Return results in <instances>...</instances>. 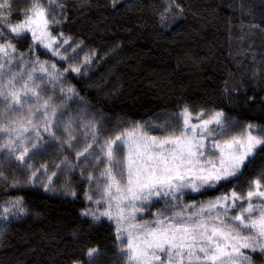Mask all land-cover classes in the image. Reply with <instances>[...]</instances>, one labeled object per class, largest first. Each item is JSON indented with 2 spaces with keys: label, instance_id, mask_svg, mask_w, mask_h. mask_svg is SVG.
I'll list each match as a JSON object with an SVG mask.
<instances>
[{
  "label": "trees",
  "instance_id": "16d2710c",
  "mask_svg": "<svg viewBox=\"0 0 264 264\" xmlns=\"http://www.w3.org/2000/svg\"><path fill=\"white\" fill-rule=\"evenodd\" d=\"M8 3L14 22L30 7L28 0ZM43 6L59 22L49 25L52 34L90 55L79 72L68 69L76 61L34 50L29 34L4 31L0 43H12L26 59L68 69L48 92L64 99L62 90L73 89L102 139L134 124L163 123L185 107L193 114L222 112L226 121L264 134V0H55ZM4 103L0 99V125L7 118ZM41 137L24 161L6 158V139L0 141V264H127L115 225L83 216L89 178L66 167L77 159L73 148L59 143V149L47 133ZM48 166L55 173L51 186L66 192L26 182ZM257 178L264 186V145L236 177L204 186L186 201L245 194ZM18 200L23 211L5 216L3 209ZM160 207L159 201L150 210ZM91 248L98 249L93 257ZM253 258L262 260L258 252Z\"/></svg>",
  "mask_w": 264,
  "mask_h": 264
},
{
  "label": "snow or ice",
  "instance_id": "6c2138e0",
  "mask_svg": "<svg viewBox=\"0 0 264 264\" xmlns=\"http://www.w3.org/2000/svg\"><path fill=\"white\" fill-rule=\"evenodd\" d=\"M53 2L55 0H28L30 7L22 12L20 21L14 22L9 18L8 0H0V10H7V15L0 11V38L4 31L15 37L30 34L34 43L53 50L57 38L52 35L49 25L59 22L54 17L50 20L48 9L43 6ZM53 54L59 55V52L54 50ZM21 55L12 43H0V59L4 60L0 63V77H8L7 87H0L8 119L7 124L0 125V133L8 134L3 147L9 149L15 159L24 161L30 148L39 146L35 141L42 138L41 130L52 137L57 133L52 127L56 121V108L41 95L44 90L34 82L33 76L27 75V81H33L31 87L20 81L17 88L15 74L4 72L12 58ZM35 63L41 73H48L45 64L38 60ZM51 67L55 70V65ZM70 70L79 72L80 67ZM59 75L57 72L53 79H58ZM32 97L40 108L29 107L24 120L18 119L14 113L24 109ZM38 111L43 124L33 121L32 117ZM202 115L198 113L196 119ZM223 116L222 112H215L199 123H192V113L185 107L175 121L167 122L163 136L149 135L143 125L134 124L105 139L99 151L89 152L92 145L86 144L78 153L86 161L91 157V162L103 157L108 164L101 173L100 199L95 201L96 204L103 203L106 210L89 211L84 215L97 221L106 217L115 222L117 238L122 241L120 250L126 256L127 264H239L240 259L251 264L242 249L264 253V206L251 203L253 197L264 201L260 178L252 181V187L244 197L234 191L230 196H222L198 208L176 203L182 189L198 192L204 186L215 187L221 180L236 177L255 149L264 145V137L254 135L251 124L247 125L243 137L224 138L227 130L222 123ZM61 123L56 121V127L59 128ZM211 124L220 127L221 138L206 145L207 137L212 134L208 128ZM29 132L33 133L34 139L26 135ZM96 135L93 124L89 138L95 139ZM30 139L33 142L29 145ZM69 147L74 145L69 142ZM32 175L35 177V172ZM89 179L94 178L90 175ZM86 198L91 200L92 196L86 195ZM164 198H168L165 207L155 213L152 220H144L142 216L138 219L145 210L152 216L150 208ZM244 199L248 201L247 206L241 204L229 215L236 202ZM21 204L18 200L13 207L23 211ZM189 208L195 211L188 212ZM3 211L7 213L11 209L4 208ZM97 252L98 249L91 248L87 255L93 257Z\"/></svg>",
  "mask_w": 264,
  "mask_h": 264
},
{
  "label": "rangeland",
  "instance_id": "374dc122",
  "mask_svg": "<svg viewBox=\"0 0 264 264\" xmlns=\"http://www.w3.org/2000/svg\"><path fill=\"white\" fill-rule=\"evenodd\" d=\"M54 37H56L57 39H56V43L53 45V50H49L47 48H44L42 45L34 43V41H33V49L36 50L37 48H41L42 50L49 52L52 55H54L53 51L55 50V51L59 52V55H54L55 57L57 56L59 59H66V60H69L71 62L76 61V63H73V64L69 62V68L68 69H71L74 67H82L81 66L82 64H85V63L87 64L89 62V60H90L89 54L81 56V53H80L78 47L72 48L69 41H67V43H64L63 37H59V38L57 36H54ZM72 55H73V57H76L77 59L76 60L75 59H69V58H72ZM61 57H64V58H61ZM37 60L40 63L45 64L46 67H48V73H41L39 71V66H38V64L35 63ZM86 60H87V62H86ZM2 62H4V60L0 59V63H2ZM51 65H55V70L52 69ZM34 67L36 68L35 71H33ZM64 71H66V70L58 68V66L54 63L46 62V61L39 60V59H35V60L26 59V58L22 57V55L21 56H14L12 58L11 62L9 63V65L4 69L5 73L11 72V73L15 74L16 79L18 81V83L16 84L17 88H19V86H20L19 85L20 81L27 82L29 84V86L31 87L33 81H27V75L31 74L34 78V82L39 85L40 89L44 90V91H42L41 95L44 98H48L50 100V104L55 106V108H56V121H62L59 128L56 127V121H54L53 125H52L53 130L56 131V133H57L56 137L54 138L55 140L53 139L55 141V143H57L55 146L60 149L59 146H63V145L59 144V143H66L69 146V142H70L72 145H74V147H72V148L74 150V153H76V155H77V159L75 160L74 164L69 163L68 164L69 167L68 166H66V167L69 169L71 168V170H73V169H75V167L80 166V164L84 162V169L87 173L86 174L87 177L89 178V176L91 175L94 178L92 180L89 179V183L87 186L86 195H91L92 199L89 200L86 198L88 206H87V209L85 210V212H89V211L102 212V211L106 210L103 203L96 204L95 201L97 199H100L99 193L102 191L101 183L103 180L101 173H103L104 169L106 167H108V164L104 162L103 157H100L96 161L91 162V157H89V160L86 161L85 157L84 156H78V153L80 151L84 150L86 144L92 145V147L88 149L89 152L99 151V146L103 143V141L105 139H102L100 137V133L98 132L99 128L96 125H95V128L97 130V135H96L95 139L89 138L90 132H91V125L94 124V122H93L94 120L90 115H88L89 112L86 110V108H84V105H82V104L77 105L76 104L78 99L74 98L77 96H74L72 91L69 92L68 89L62 90L63 92H61V95H63L62 97L64 99H62L61 97L56 98L55 95L49 94L48 90L51 87L55 86L54 83L57 85L60 82L59 79L62 80V78L64 76V74H63ZM57 72L60 73L58 80L53 79V77H55ZM7 79H8L7 76L0 77V87H5V88L7 87V85H6ZM0 99L3 100L2 97H0ZM29 107L33 108V110H35L36 108H40V105L35 103V97L28 99V104L26 105V107L24 109H21L20 112L14 113V115L18 119L24 120L25 116L28 115L27 109ZM40 111H43V109L41 108ZM200 113H203V115L199 117V120L196 119L197 114L192 113V117H193L192 121H191L192 123H199L200 120L209 118L210 115L215 113V112H213V111H211V112L202 111ZM176 116L171 118V119L166 120L162 124H160V123L153 124V125L144 124L143 126L148 131L149 135L163 136L165 134V132L167 131V122L175 121ZM32 118H33L34 123L43 124V118L40 116L39 111L36 112V115ZM5 121L6 122H1V123L7 124L8 119L6 118ZM222 123L227 130V134H226V136H224V138H231L233 136L243 137L245 135L246 131L248 130L247 125L235 123V122L233 124L232 121H226L224 119V116L222 118ZM208 128L212 134L207 137L206 145L209 144L212 140H216V139L221 138L220 127L218 125L211 124L208 126ZM251 131L253 132L254 135H260L262 137L264 135L256 126H254L253 129H251ZM44 134H46V133H44L41 130V136H43ZM7 135L8 134H6V133H0V141H2L3 139H6ZM12 135L14 136L15 133H13ZM26 135L29 137H33V139H34L33 133L29 132ZM61 136H63V138L60 140ZM73 136L75 137L74 139L72 138ZM33 139H30L28 141L29 145L33 142ZM77 139H79V141H77ZM35 142L39 143L38 140H36ZM46 144H48V142H42L41 147L47 148ZM58 144H59V146H57ZM41 147L39 148L40 150H41ZM259 147H257L255 149V152ZM1 148H3V145H1ZM37 148H35V149L30 148L29 154L33 150H37ZM4 151H5V157L10 158L12 155V154H10V150L4 148ZM255 152L253 153V155L255 154ZM62 153H64V150H62ZM29 154H28V156L25 157L27 160L29 159V156H30ZM252 156H250L248 159H250ZM246 161H248V160H246ZM246 161H245V163H246ZM60 165L65 166L63 162H61ZM25 167H26V164H25ZM34 172H35V177L32 176V180L35 184H40V185L44 186L46 189L50 188V190H56V191L59 190L58 188H56V186H53V185L51 186L50 183L47 184L51 179H50L48 170L46 168L44 170L41 169V170L34 171ZM63 181L68 183V180L65 179V177H64ZM202 189H203V187L201 188L200 191H202ZM261 190H264V188L262 187ZM200 191H198V192L193 191L190 188L182 189L181 193L177 194L179 199L176 201V203L178 205H181V206L194 205L198 208L200 206H206L209 201H215L218 198L222 197V196H220V197L213 198L210 200H199L196 202L186 201L187 195H189V194L190 195H196V194L200 193ZM57 192L62 193V192H66V190L62 189V190L57 191ZM246 193L245 194L237 193V194L244 197V196H246ZM230 195L231 194L225 195V196H230ZM167 199L168 198H164L163 200H160V202H162V203H161V207L159 209L153 210V211L150 210L151 213H153L152 216L149 215V210H145L142 214H140V216H138V219H140V217L142 216V218L144 220H152L154 218V214L157 213L160 209H163L165 207ZM251 203L254 206H264V201H262L258 197H253ZM13 204H14V202L10 203L8 206H6V208L11 209V211L7 212V213L4 212L5 216L12 215V214L19 211V208L13 207ZM241 204H243L246 207L248 204V201L246 199L237 201L236 207L231 209V212L229 213V215H231V213H233V212H236L240 208ZM187 211L192 212V211H195V209L189 208V209H187ZM255 214L256 213H253V215H255ZM85 216H87V215H85ZM88 217L93 219L92 216H88ZM100 219H106V220L115 224L114 221L109 220L106 217H101ZM1 229H2V227H0V230ZM119 243L122 245V241L120 239H119ZM241 251H243L245 253V255H247L249 257L251 264H257L255 262V258H253L250 254V253H254V252H250L249 250H245V249H242ZM257 252H259V251H257ZM259 253H261V252H259ZM261 254H262V258H263L262 260H264V253H261ZM239 264H245L243 259H240ZM260 264H264V262L260 263Z\"/></svg>",
  "mask_w": 264,
  "mask_h": 264
},
{
  "label": "bare ground",
  "instance_id": "6f19581e",
  "mask_svg": "<svg viewBox=\"0 0 264 264\" xmlns=\"http://www.w3.org/2000/svg\"><path fill=\"white\" fill-rule=\"evenodd\" d=\"M158 123H160V124H162V122H158ZM158 123H150V125H153V124H158ZM81 167V168H80ZM47 170H48V173H49V176H50V181L47 183V184H49L50 183V185L52 184V183H54L53 182V179L55 178V173H54V171H52L51 170V167H45ZM45 168H42V170H44ZM76 168H78L79 170H85L84 169V162L83 163H81L80 164V166H77V167H75V169ZM64 174V173H63ZM66 175V174H65ZM68 175V174H67ZM32 176L33 175H28V179L26 180V182L28 183V184H34V182H33V180H32ZM45 188V187H44ZM159 202V201H158ZM162 203V202H161ZM84 212H85V210L83 211V216L84 217H88V216H85L84 215ZM88 218H90V217H88ZM100 220H102V219H100ZM95 221H97V220H95ZM99 221V220H98ZM114 224V223H113ZM115 225V224H114ZM115 228H116V226H115ZM116 233H117V230H116ZM256 252H254V253H250L251 254V256L253 257V255L255 254ZM259 253V252H258ZM261 254V253H260ZM261 257H262V254H261ZM263 259V258H262ZM264 262V260H260L259 262H258V264H260V263H263Z\"/></svg>",
  "mask_w": 264,
  "mask_h": 264
}]
</instances>
